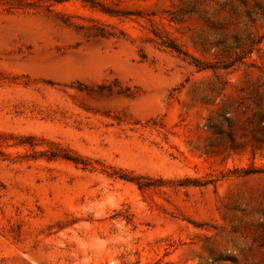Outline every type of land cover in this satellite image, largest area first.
I'll return each instance as SVG.
<instances>
[{
    "label": "rangeland",
    "instance_id": "obj_1",
    "mask_svg": "<svg viewBox=\"0 0 264 264\" xmlns=\"http://www.w3.org/2000/svg\"><path fill=\"white\" fill-rule=\"evenodd\" d=\"M0 264H264V0H0Z\"/></svg>",
    "mask_w": 264,
    "mask_h": 264
},
{
    "label": "trees",
    "instance_id": "obj_2",
    "mask_svg": "<svg viewBox=\"0 0 264 264\" xmlns=\"http://www.w3.org/2000/svg\"><path fill=\"white\" fill-rule=\"evenodd\" d=\"M63 157L66 158V159H70V160H73V161H77L76 160L77 158H75V157L72 158V157L68 156L67 154H64Z\"/></svg>",
    "mask_w": 264,
    "mask_h": 264
}]
</instances>
